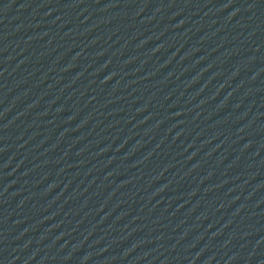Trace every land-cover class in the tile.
I'll return each mask as SVG.
<instances>
[{
    "label": "water",
    "instance_id": "95a60500",
    "mask_svg": "<svg viewBox=\"0 0 264 264\" xmlns=\"http://www.w3.org/2000/svg\"><path fill=\"white\" fill-rule=\"evenodd\" d=\"M0 264H264V0H0Z\"/></svg>",
    "mask_w": 264,
    "mask_h": 264
}]
</instances>
